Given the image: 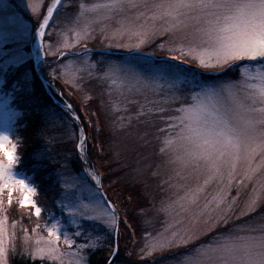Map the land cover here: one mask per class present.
<instances>
[{
	"label": "rangeland",
	"instance_id": "1",
	"mask_svg": "<svg viewBox=\"0 0 264 264\" xmlns=\"http://www.w3.org/2000/svg\"><path fill=\"white\" fill-rule=\"evenodd\" d=\"M100 2L103 0H75L74 2L73 0H62L59 11L54 13L53 20L45 29V36L41 43V37L38 35L39 25L47 15V9L53 0H0V71L8 70L9 67H18L29 62L30 59H34V65L40 78L49 88L54 100L68 114L67 117L56 107L36 106L37 112L41 115L40 127L44 129V133L35 156L46 170L43 174L45 180L56 187L52 193L47 195L50 194L53 197L54 193L59 192V194L55 198V209L49 210L48 214H43L41 211L39 217L35 215L33 208L21 207L22 193L19 189L12 193L11 205L8 204V190L5 189L3 194H0V201H2L0 203V222H2L0 223V248L3 250L0 253V264H9V255L12 253H21L33 259L47 260L56 264H87L88 248L94 249L110 242L113 235L115 246L108 264H113L118 254L117 241L121 230V216L116 195L109 197L104 189L100 190V185L94 178L100 179V177L91 169L89 171L86 167H81L82 169L78 170L79 168L74 167L73 160L77 155L81 159L84 158L78 148L81 130L84 131V127L82 122L79 125L78 121L74 119V116H79V114L78 110H75L76 102L69 101L72 99V92L68 87L85 94L89 86H97L108 102L111 123L118 134L116 135L118 142L127 144L128 148H147L144 161L151 164V176L159 181L162 193L157 202L158 211L162 201L175 200L178 196L184 195L183 188L178 190L173 185L179 183L188 188H195L202 186L208 177V173L204 170L193 172L190 169L183 170L184 178L177 177L176 172L179 166L170 163L172 156L163 142L166 134L158 130L166 125L160 120L159 113L148 112L149 108L158 107L150 101L163 102L173 93L187 97L192 91H200V86L215 87L226 82L240 80L241 72L237 78L217 79L208 82L199 76H187L184 74L186 70L181 68V62L171 59V57L179 55L172 54L167 48L178 41L170 40L168 35L151 36L139 48L134 47L137 43L135 36L124 34L114 37L113 33L120 27V15L111 20L92 24L90 35L78 38L76 32L80 31L77 26V19L81 12L80 5H85L86 16L94 17L96 14L88 12L87 9ZM136 11L139 10L129 11L127 16H134ZM82 23L83 21H81ZM154 41H157L158 45L165 43V48L160 49L166 50L171 55L164 56L165 58L162 60L167 59V62L172 63L168 64L179 65L182 74L159 76L156 85H154L156 91L150 89L137 91L130 86L127 78L128 70L133 69L145 77L157 75L154 73L153 67L159 62L155 61L152 53L140 50V48L150 46ZM66 44L69 46L65 47ZM91 46L98 50L92 49ZM91 51H116L123 56L117 59H105L101 55L94 57ZM244 63L247 62H235L239 65L238 70ZM43 67L45 68L44 72L42 71ZM119 69L123 71H119ZM184 85L187 86L188 91H184L182 88ZM68 105H71V110L67 107ZM163 106L175 107L178 105ZM141 112L145 114L141 115ZM22 113L24 110L11 103L10 92L4 88V78L0 75V133L7 132L11 137L12 144L16 146H18L20 137L16 132L15 123ZM82 113L85 114L83 107ZM73 119L80 126L77 131L73 127ZM44 121L47 122L46 125H43ZM161 149L165 150L161 151ZM16 154L20 159L17 149ZM18 161L15 168H17ZM16 172L20 178L26 179L36 188L33 199L41 208L36 198L39 191L33 178L17 169ZM242 172L243 169L237 174L236 181L231 187L228 200L231 202L234 198L235 202L232 203V210L228 215L230 216L229 220L241 217L243 220L236 221V224L230 226L226 232L232 231L264 213V199H262L255 213L248 216L241 215L245 205L254 194L253 190H258L259 185L264 183V168H261L251 181L245 179L243 185H239L238 181L243 178ZM224 183H227L226 175ZM222 187L223 184L219 180L211 181L200 195L199 203L193 211H197L207 200H211ZM95 190H99L95 192L96 195L102 196L105 201H109L115 207L119 218L118 227L105 225L97 220H89L79 211L75 215L69 214V208L90 204ZM159 213L162 215V223L156 231L142 239L138 250L140 256L157 257L159 253L169 251L168 249L161 251L153 247L157 243V239L161 238V234L170 236L171 232L175 230L169 227L171 224L169 218L164 213L160 211ZM184 219L187 223V214ZM57 224L60 231L67 232L69 240L74 242L71 247L65 243L63 235L58 242L54 241V237H49V228ZM220 225L225 224L221 223L212 230ZM177 227H184V224L177 225ZM77 231L81 233L79 236L75 235ZM226 232H220L217 235ZM37 240L40 241L39 244L36 243ZM50 240L54 241L51 246L57 248L56 253L49 251ZM121 242L123 243V240ZM39 248H43L45 251L40 252ZM61 253L63 255H60ZM129 255H131L130 252ZM178 258L165 264H177Z\"/></svg>",
	"mask_w": 264,
	"mask_h": 264
},
{
	"label": "snow or ice",
	"instance_id": "2",
	"mask_svg": "<svg viewBox=\"0 0 264 264\" xmlns=\"http://www.w3.org/2000/svg\"><path fill=\"white\" fill-rule=\"evenodd\" d=\"M60 5L61 0H53L48 7L47 15L39 25L38 35L41 38L45 36V29ZM80 8L77 19L80 31L76 32L78 38L90 35L92 24L120 15V27L113 36H135L136 48L143 46L149 37L161 34L178 41L167 50L179 53V56L171 59L181 63L187 62L182 57H190L200 68L224 70L235 62H247L240 66V80L215 87L200 86V91H192L187 97L173 93L163 102L150 101L158 107L149 108L148 112L159 113L160 120L166 125L158 130L166 134L163 142L171 153L170 163L179 166L177 177L184 178L182 172L186 169L208 173L202 186L188 188L179 183L173 185L178 190L183 188L184 195L175 200L162 201L159 211L169 218V227L175 230L170 236L161 234L153 247L161 251L186 249L180 254L177 264H264V213L232 231L194 244L201 235L211 232L217 225L228 223V213L235 202L234 198L230 202L228 197L240 170L243 169V178L238 184L243 185L245 179L251 181L264 168V0H103L87 9L96 14L94 17L85 15L84 4ZM132 10L139 11L132 17L127 16ZM158 47L164 49L165 43ZM153 71L157 75L145 77L129 69L127 78L130 86L137 91H156L154 85L159 76L182 74L179 65L167 63L155 64ZM67 107L71 110V105ZM144 114L141 112V115ZM74 119L79 120L80 117L74 116ZM86 141L87 136L81 130L78 148L82 155ZM16 149L10 135L0 133V194L7 189L8 204L11 205L12 193L19 189L22 193L21 207L33 208L39 217L42 209L33 199L36 188L17 175L15 166L19 157ZM225 175L227 183H224ZM94 178L102 190L100 179ZM213 180H219L223 187L211 200L193 211L200 195ZM98 191H94L90 204L69 208V214L75 215L79 211L89 220L118 227L115 207L96 195ZM253 192L241 212L242 216L257 211L264 199V183ZM180 224H184V227H177ZM48 234L56 242L63 235L69 247L74 243L69 240L67 232L60 231L58 224L52 225ZM80 234L79 231L75 233L77 236ZM54 241H49V251L52 253L57 252V248L51 246ZM2 251L0 248V253ZM38 251L45 250L39 248Z\"/></svg>",
	"mask_w": 264,
	"mask_h": 264
},
{
	"label": "trees",
	"instance_id": "3",
	"mask_svg": "<svg viewBox=\"0 0 264 264\" xmlns=\"http://www.w3.org/2000/svg\"><path fill=\"white\" fill-rule=\"evenodd\" d=\"M91 47L94 50H98V48ZM140 50L152 53L156 62L171 63L167 62V59L162 60L164 56L171 54L166 50H161L157 41H154L150 46L140 48ZM91 53H93L94 57L101 55L105 59H117L123 56V54H119L116 51H91ZM172 54L180 55L177 52H172ZM182 58L187 60V64L180 63L182 65L181 68L186 70L184 74L190 77L199 76L206 82L217 79L237 78L240 73L238 64L226 66L224 70L203 69L192 59L188 57ZM169 61L171 60L169 59ZM44 69L43 67V72ZM0 72V75L4 78V88L10 92L11 103L24 110V113L18 117L15 123L16 132L20 137L17 146L20 159L16 169L33 178L39 191L36 195L37 201L41 206L42 213L48 214L49 210L55 209V198H57L56 196H58L59 192L54 193L53 197L50 194L47 195L52 193L56 187L45 180L43 174L46 170L43 165H40L35 156V152L43 140L42 135L44 133V129L40 127L41 115L37 112L36 106L48 105L52 108L56 107L62 112L64 111L55 102L54 97L49 92V88L45 85L43 79L40 78L34 65V59H30L29 62L18 67H9L8 70ZM182 88L184 91H188L187 86L184 85ZM68 89H71L70 92H72V99L69 101L71 103L76 102L75 110H78L84 133L87 136L85 152L83 153L84 160L77 155L76 159L73 160L74 167L80 170L88 166L100 177L102 188L109 197L116 195V199L119 201L121 230L117 241L118 254L113 264H165L172 259L178 258L181 253L187 250L184 248H173L159 253L157 257L140 256L138 251L142 239L156 231L162 223V215L157 208V202L162 193L159 181L151 176V164L144 161L147 148H128L127 144L118 142L116 136L118 134L111 123L108 102L97 86H89L85 94L70 87ZM82 107L85 109L84 115ZM64 114L68 117L67 113L64 112ZM46 123L44 121L43 125H46ZM73 127L76 131L80 127L74 119ZM240 220H243V217L229 220L227 224L218 226L207 235L194 241V244L198 245L201 242L210 240L212 236L220 232H226L230 226L236 224V221L240 222ZM121 240H123V243ZM114 246L115 237L113 235L110 242H106L104 245L97 246L94 249L88 248L87 264H108ZM129 252L131 255H129ZM9 264L56 263L33 259L21 253H12L9 255Z\"/></svg>",
	"mask_w": 264,
	"mask_h": 264
},
{
	"label": "water",
	"instance_id": "4",
	"mask_svg": "<svg viewBox=\"0 0 264 264\" xmlns=\"http://www.w3.org/2000/svg\"><path fill=\"white\" fill-rule=\"evenodd\" d=\"M40 41H41V43H42V38H40ZM76 116H78V115H76ZM78 121V123L81 125V121L80 120H77ZM84 132V131H83ZM85 134V133H84ZM87 169L89 170V171H91L90 170V168L89 167H87ZM90 175H91V172H90ZM100 188V187H99ZM102 190H103V188H102ZM107 199V198H106ZM111 204V203H110Z\"/></svg>",
	"mask_w": 264,
	"mask_h": 264
}]
</instances>
